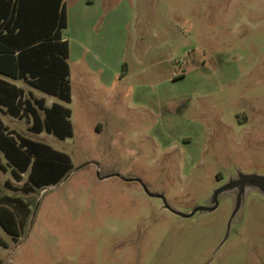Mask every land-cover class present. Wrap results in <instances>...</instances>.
Returning a JSON list of instances; mask_svg holds the SVG:
<instances>
[{
  "label": "rangeland",
  "instance_id": "rangeland-1",
  "mask_svg": "<svg viewBox=\"0 0 264 264\" xmlns=\"http://www.w3.org/2000/svg\"><path fill=\"white\" fill-rule=\"evenodd\" d=\"M72 101L57 185L26 194L0 153V192L31 204L4 264H264V0H65ZM209 210V208H213ZM199 208V209H198ZM198 209L192 216L190 214Z\"/></svg>",
  "mask_w": 264,
  "mask_h": 264
},
{
  "label": "trees",
  "instance_id": "trees-1",
  "mask_svg": "<svg viewBox=\"0 0 264 264\" xmlns=\"http://www.w3.org/2000/svg\"><path fill=\"white\" fill-rule=\"evenodd\" d=\"M67 27L65 0H0V109L29 119L31 133L46 132L62 140L73 135L71 110L57 102L47 106L45 98L27 93L15 81L71 103L70 48L63 37ZM0 153L17 182L27 174L21 188L6 185L26 194L57 185L74 168L67 153L9 129L1 117ZM31 215L28 201L0 192V225L15 242Z\"/></svg>",
  "mask_w": 264,
  "mask_h": 264
},
{
  "label": "water",
  "instance_id": "water-1",
  "mask_svg": "<svg viewBox=\"0 0 264 264\" xmlns=\"http://www.w3.org/2000/svg\"><path fill=\"white\" fill-rule=\"evenodd\" d=\"M251 180H258V181H261V182L264 183V177H262V176H260V175H250V176H245V177H243L241 180H239V181H237V182H234V183H230V184L224 186L223 188L219 189V190L216 192V194H215V200H217V196H218V194H219L221 191H223V190H225V189H227V188L233 187V186H237V185L245 184V183H247L248 181H251ZM198 209H199V208H198ZM198 209L194 210V211H193L192 213H190V214H185V215H182V216H184V217H190V216H192V215H193ZM213 209H215V207H213V208H209V210H213Z\"/></svg>",
  "mask_w": 264,
  "mask_h": 264
},
{
  "label": "crops",
  "instance_id": "crops-1",
  "mask_svg": "<svg viewBox=\"0 0 264 264\" xmlns=\"http://www.w3.org/2000/svg\"><path fill=\"white\" fill-rule=\"evenodd\" d=\"M15 83L17 84V81H15ZM18 85V84H17ZM18 86H20V85H18ZM2 119V118H1ZM4 122V121H3Z\"/></svg>",
  "mask_w": 264,
  "mask_h": 264
}]
</instances>
